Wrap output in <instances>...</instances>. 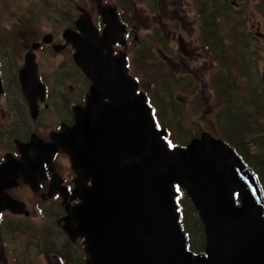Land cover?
Listing matches in <instances>:
<instances>
[{
  "label": "water",
  "instance_id": "95a60500",
  "mask_svg": "<svg viewBox=\"0 0 264 264\" xmlns=\"http://www.w3.org/2000/svg\"><path fill=\"white\" fill-rule=\"evenodd\" d=\"M105 22L101 39L85 22L79 24L84 37L67 33L74 61L93 85L76 125L59 140L72 160L75 188L70 196L58 176L49 188V196L63 198V230L72 242L85 239L88 264H264V199L256 176L207 133L186 148H168L166 132L156 129L144 94L137 95L128 76L126 54H111L112 45L125 44L124 29L113 17ZM20 81L32 102L44 90L29 61ZM5 174L0 172V210L29 215L5 192ZM35 181L30 184L38 190ZM177 186L204 225L202 255L188 250Z\"/></svg>",
  "mask_w": 264,
  "mask_h": 264
},
{
  "label": "flooded vegetation",
  "instance_id": "af4514ba",
  "mask_svg": "<svg viewBox=\"0 0 264 264\" xmlns=\"http://www.w3.org/2000/svg\"><path fill=\"white\" fill-rule=\"evenodd\" d=\"M251 2L252 0H233L231 4L228 0H0V172H7L4 180L5 186L9 188L5 192L13 199L23 202L27 210L29 200L34 198L41 201H61L59 194L48 195L56 176L63 180L70 191L74 189L76 174L72 160L60 147L59 140L63 138L64 131H72L76 125L77 111L86 107L93 85L76 65V49L67 38L69 32L70 35L84 37L79 27L81 22L86 23L82 26L89 23L95 27L101 39L107 27L105 19L113 17L117 21L119 29H124L122 40L125 44L118 42L112 45L111 54L118 57L126 52L129 75L136 80L137 76L130 72L131 57H134L135 62L141 61V58L137 59L132 55L134 50L131 44H138L139 40L146 43L147 48L150 47L152 61H160L166 64L170 73L176 70V76L181 74V77L187 78L188 84L184 87L188 91L197 92L206 86L204 78L211 69L212 91L218 102L225 105L226 101L215 90L216 83H223L219 77L223 69L228 72L223 77H232V86L237 85L240 69L247 76L248 82V77L254 75L262 76L264 82V71L258 67L257 56L261 51L264 52V43H261L264 41V34L258 31L257 35L245 38L238 45L230 42L232 47H229L219 31L223 19L222 9L235 8L243 16V10L253 5ZM47 8H56L53 12L56 14L55 20L47 16ZM63 8L72 9L67 11L62 20ZM141 22L147 26L143 28ZM259 29L260 26H257V30ZM142 31L147 32L143 40L139 36ZM96 45L99 47V40ZM144 54L142 51V58ZM106 55L107 49L104 51V56ZM27 61L34 66L44 87L42 94L35 96L33 102L22 89L20 81ZM157 65L152 64L153 67ZM138 70L143 72L140 68ZM77 72L84 76L83 80L77 77ZM68 75L76 77L75 83L85 81L87 90L73 86ZM191 80L199 81L201 86L191 85ZM141 87L139 83L137 93L144 92L152 104V98ZM263 88L261 86L258 91L262 92ZM235 98L237 99V93ZM258 101L257 98H252L245 106L242 104L248 109L250 118V112L256 115L261 111ZM209 115H213L215 125L222 128V134L204 132L229 144L232 139L226 125L223 126L226 124L223 119L232 117L228 106ZM14 178L16 179L12 182ZM34 179L38 183V190H33V185L30 184ZM25 188L30 192L28 199L17 194ZM4 215L29 217L25 212L12 214L8 210L0 211V216ZM62 218L58 220L61 229ZM62 234L76 250L66 249L62 254L44 256L50 260L53 258L55 264H88L85 239L78 238L72 243L63 230ZM56 247L59 248L57 244Z\"/></svg>",
  "mask_w": 264,
  "mask_h": 264
},
{
  "label": "rangeland",
  "instance_id": "374dc122",
  "mask_svg": "<svg viewBox=\"0 0 264 264\" xmlns=\"http://www.w3.org/2000/svg\"><path fill=\"white\" fill-rule=\"evenodd\" d=\"M228 1L231 4L233 0ZM52 4L54 5L55 3ZM251 4H253L251 8L243 10V16H240L235 8L222 9L223 19L222 24L219 25V31L226 45L229 46L230 42L238 45L245 38L257 35L258 31L264 34V0H252ZM55 9L47 8L46 12L47 16L52 17L53 20L56 19V14L53 13ZM71 9L63 8L62 20L67 15V11H71ZM191 17L194 18L193 15ZM141 26L144 28L147 25L141 22ZM257 26H260L259 30H257ZM146 34V31H142L139 36L143 40ZM131 41L133 42L132 39ZM261 43H264V41H261ZM131 45L134 50L132 55L137 59L141 58V61L135 62L134 57H131L132 66L130 72L140 78L141 88L152 98L153 106L157 105L159 108L161 124L171 129L176 142L188 144L189 139L203 131L222 134V128L215 125L213 115L209 114L219 112L228 105L225 104V106L218 102L212 91L213 77H210L211 69L207 71V76L204 78L207 81L206 86L197 92L188 91L184 87L186 86L185 84H188L187 78L181 77V74L176 76V70L170 73L166 64H162L160 61L157 62L155 59L152 61V52L150 47L147 48L146 43L143 44L139 40L138 44L133 42ZM229 47H232V45ZM142 51L145 52L143 58ZM257 56L259 58L258 67L261 71H264V52L261 51ZM144 58L145 61L143 62L142 59ZM152 64L158 65L153 67ZM138 68L142 69L143 72L139 71ZM235 72H238V70ZM227 73L223 69L221 71L222 75L219 77L222 78ZM77 77L84 79V76L79 74V72H77ZM67 78L70 79L71 84L76 88L83 87L87 90L88 85L87 83L85 84V81L84 83H75L76 77H69L68 75ZM248 79L249 82L247 81V76L240 69L237 76V85L234 84L232 89L236 93H243L241 103L244 106L251 102L252 98H257L259 100L257 105L262 108L260 113L256 115L250 112L252 122L255 124L250 125L249 129L246 127L243 129L244 133L247 132V134L252 135L245 139L248 146L247 149L240 141L244 138V133L242 134L243 136L233 135L232 137L240 144L245 154L252 160L251 162L260 167L255 165L256 168L264 174V168L254 158V156H260L264 160V88L262 92L258 91L261 86H264V82H262V76L254 75L248 77ZM209 80L211 84H209ZM234 80L236 82L235 76ZM174 84H176V87H173ZM193 84L201 86L199 81L194 82L191 80V85ZM171 88V95H164ZM154 91L157 92L155 93ZM229 111L232 113L231 116L234 117L233 114L236 112L231 109ZM223 121L235 129L240 124L234 122L236 120L231 118L223 119ZM247 122L246 118L242 121V123ZM17 194L28 199L30 192L25 188V190L19 191ZM188 205L190 203L186 200V206ZM27 210L29 211V217L18 218L10 215L0 217V264H55L53 258L50 260L44 254L56 255L62 254L66 249L69 251L76 250L74 245L70 244L67 238L63 236L62 229L58 226V220L64 216L65 211L61 201H41L34 198L29 200ZM197 217L198 214L195 211L192 218ZM56 244L59 248L56 247Z\"/></svg>",
  "mask_w": 264,
  "mask_h": 264
},
{
  "label": "trees",
  "instance_id": "16d2710c",
  "mask_svg": "<svg viewBox=\"0 0 264 264\" xmlns=\"http://www.w3.org/2000/svg\"><path fill=\"white\" fill-rule=\"evenodd\" d=\"M171 78H174V77H171ZM231 78L232 77H228V76L222 77L223 83H220V84L216 83L215 84V87H216L215 90L219 91V94L221 95V97L226 101V104L228 105V109H231V110L236 112V113H234V117H231V119L236 120V121H234L236 123H240L237 125V127H238L237 129L232 128V127L228 126L227 124H225L226 128L228 127L230 139H232V141L231 142L229 141V143L244 158V160L247 162V164L249 166H251V168L258 174L259 179L262 183L263 193H264V174L260 170H258V168H256L257 165L255 164L256 165L255 166L254 163L251 162L252 160L245 154V152L242 149V147L240 146V144L236 140H234L232 137L233 135H242L244 133V131H243L244 127L249 129V126L253 125L255 123L252 122V119L250 118L248 109L246 107H244L241 103L243 93L237 92V99L235 98L236 92L233 91V89H232V87L234 85L232 86ZM234 82H235V80H234ZM173 87H176V84ZM172 88L167 93L164 92L165 93L164 95H167V96L171 95L170 91L172 90ZM154 92L156 93L157 91H154ZM242 106L244 108H246L245 111H243ZM245 118L248 120L249 123L248 122L242 123V121L245 120ZM243 125H245V126H243ZM250 136H252V135L247 134V132H246V133H244V138H242L240 140L246 149L248 148V146L246 145L245 139L247 137H250ZM254 158L259 163V165L262 168H264V166H263L264 160L260 156H254ZM257 167H259V166H257ZM186 200L189 201L190 205L186 206ZM179 204H180L182 211H183V217L181 219V224H182L183 230L185 231V233L188 236L189 249L192 250L195 254H203L204 250H205L204 226L198 217L192 218V215L195 214V209H194L191 201L189 200V198L186 196L185 192H183L182 198L179 200Z\"/></svg>",
  "mask_w": 264,
  "mask_h": 264
}]
</instances>
